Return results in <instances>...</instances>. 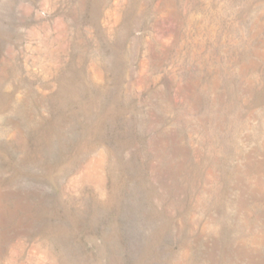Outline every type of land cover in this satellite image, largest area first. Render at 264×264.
I'll return each mask as SVG.
<instances>
[{
  "label": "rangeland",
  "instance_id": "rangeland-1",
  "mask_svg": "<svg viewBox=\"0 0 264 264\" xmlns=\"http://www.w3.org/2000/svg\"><path fill=\"white\" fill-rule=\"evenodd\" d=\"M0 264H264V0H0Z\"/></svg>",
  "mask_w": 264,
  "mask_h": 264
}]
</instances>
